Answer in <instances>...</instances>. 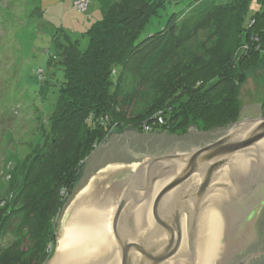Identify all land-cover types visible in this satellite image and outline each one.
Segmentation results:
<instances>
[{
  "label": "trees",
  "instance_id": "trees-1",
  "mask_svg": "<svg viewBox=\"0 0 264 264\" xmlns=\"http://www.w3.org/2000/svg\"><path fill=\"white\" fill-rule=\"evenodd\" d=\"M180 2L116 0L85 33V51L66 37L64 81L43 132L50 150L37 146L0 199V264L51 259L79 173L115 128L143 132L149 125L183 136L191 127L210 132L242 118L246 71L264 62V10L253 13L252 0H195L189 13H174L162 30L142 38L153 17ZM210 27L214 32L200 40ZM149 89L159 95L135 113ZM8 235L12 241L2 245Z\"/></svg>",
  "mask_w": 264,
  "mask_h": 264
},
{
  "label": "water",
  "instance_id": "water-1",
  "mask_svg": "<svg viewBox=\"0 0 264 264\" xmlns=\"http://www.w3.org/2000/svg\"><path fill=\"white\" fill-rule=\"evenodd\" d=\"M261 106L243 107L228 127H191L194 141L175 135L159 145L169 133H111L100 148L121 137L147 140L139 151L127 145L131 164L102 157L103 149L93 175L91 155L46 264H264Z\"/></svg>",
  "mask_w": 264,
  "mask_h": 264
},
{
  "label": "rangeland",
  "instance_id": "rangeland-1",
  "mask_svg": "<svg viewBox=\"0 0 264 264\" xmlns=\"http://www.w3.org/2000/svg\"><path fill=\"white\" fill-rule=\"evenodd\" d=\"M80 1L0 0V199L9 196L13 171L19 169L37 146L44 145L45 152L50 150L51 146L44 144L43 132L48 134L49 115L64 81L60 61L62 45L68 43L66 37L85 51L89 45L85 33L104 17L116 0H87L89 5L85 12L77 8ZM191 1L195 0H181L162 9L146 26L142 38L162 30L174 13H189ZM261 8L264 10V0H252L253 13L261 12ZM213 30L214 27L208 28L199 39L204 40ZM158 95V91L157 94L151 89L145 91L134 112H143ZM240 102L242 108L261 104L264 115V62L246 71ZM195 130L192 127L190 132ZM127 131L131 129L115 128L112 134ZM104 144L105 141L95 151ZM11 239V235L6 236L2 245H7Z\"/></svg>",
  "mask_w": 264,
  "mask_h": 264
},
{
  "label": "flooded vegetation",
  "instance_id": "flooded-vegetation-1",
  "mask_svg": "<svg viewBox=\"0 0 264 264\" xmlns=\"http://www.w3.org/2000/svg\"><path fill=\"white\" fill-rule=\"evenodd\" d=\"M216 134L215 132H211V133H208V134H198L199 136H202L203 138H208L209 136H212ZM169 136V139H163L159 145H168L167 143L168 142H173V137H176L175 135H171V134H168ZM190 132L188 131L185 135L183 136H178L177 140H192L194 141L191 137H190ZM185 138V139H183ZM145 140H147L145 137H140L138 139L136 138H132L130 139L128 136L126 138L124 137H121L119 139H115L113 140L112 142L110 141L107 145V148H99L93 155H92V158H91V161H92V171H91V175H93L95 172H98V170L100 169V167L97 165V160H98V157H100L101 154H103V149L106 150V153L105 155L102 157H111L110 159H114L115 163H117V161H121L123 164H131L133 162L130 154L127 153V145H128V150H131V151H139L140 148L143 146V144H145ZM129 142V144H128ZM195 143V142H193ZM170 144V143H169ZM119 159V160H118ZM105 164H102V166H104ZM105 167V166H104ZM103 167V168H104Z\"/></svg>",
  "mask_w": 264,
  "mask_h": 264
},
{
  "label": "built area",
  "instance_id": "built-area-1",
  "mask_svg": "<svg viewBox=\"0 0 264 264\" xmlns=\"http://www.w3.org/2000/svg\"><path fill=\"white\" fill-rule=\"evenodd\" d=\"M88 5H89V3L87 0H82V1L77 3V8L81 12H85L88 9ZM157 122H158V124L162 125L163 119L161 117H157ZM143 132L144 133H152L153 132V126L145 125L143 127Z\"/></svg>",
  "mask_w": 264,
  "mask_h": 264
},
{
  "label": "crops",
  "instance_id": "crops-1",
  "mask_svg": "<svg viewBox=\"0 0 264 264\" xmlns=\"http://www.w3.org/2000/svg\"><path fill=\"white\" fill-rule=\"evenodd\" d=\"M246 106V105H245ZM131 131H134V130H131ZM153 133V132H152ZM124 134V133H123ZM144 134H146V133H144ZM149 134H151V133H149ZM137 135H142L140 132L139 133H137Z\"/></svg>",
  "mask_w": 264,
  "mask_h": 264
}]
</instances>
